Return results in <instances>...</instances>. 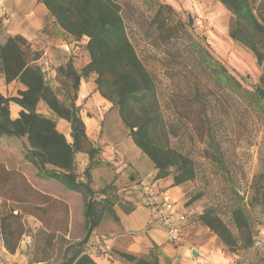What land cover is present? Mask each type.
Instances as JSON below:
<instances>
[{
    "label": "trees",
    "instance_id": "1",
    "mask_svg": "<svg viewBox=\"0 0 264 264\" xmlns=\"http://www.w3.org/2000/svg\"><path fill=\"white\" fill-rule=\"evenodd\" d=\"M55 17L61 28L76 40L88 37L84 46L89 61L78 71L73 60L57 67L56 80L66 78L73 81L74 95L68 104L59 97L60 87L50 84L44 63H38L40 53L30 55L28 40L22 35H3L0 39V73L7 83L17 80L25 85L15 95H4L0 90V136L7 134L23 140L25 158L31 162L41 176L61 182L68 190L83 195L85 218L84 237L65 249L62 264H99L86 252V244L92 232L109 217L120 221L116 207L125 213L135 210L134 201L119 193V187L111 182L102 189L92 186V172L105 164L102 148L96 146L87 133L81 116V106L76 104L83 78L96 74L97 91L118 108L124 125L135 144L153 162L154 180L171 179L172 186L182 185L197 176L196 163L170 143V131L165 120L155 78L137 52L129 37L125 14L134 17V5L123 0H40ZM233 15L229 34L242 43L263 65L261 85H255L253 93L245 88L237 76L205 46L200 39L183 31L176 9L160 0H144L148 7L157 6L152 17L146 19V30L157 32L165 44H172L179 37H187L192 51L200 53L203 61L221 87L251 93L264 105V23L255 12L252 0H217ZM44 101L57 116L68 120L72 127L73 141L57 129L56 122L38 112L37 106ZM22 107L16 119L10 117V104ZM86 153L89 163L80 174L77 172L76 155ZM216 163L224 169L218 154ZM83 177L84 179H81ZM255 196L250 201L237 196L238 205L232 210V220L238 231L233 232L214 208H207L198 215L188 216L187 223L195 220L215 233L230 251L252 247L254 230L250 207L264 206V175L254 184ZM196 197L193 200H196ZM66 218L54 221L47 218V207H36L42 215L46 232L44 246L40 248V260L51 258L57 251L58 232L66 234L69 229L68 206L64 202ZM4 245L15 252L21 238L27 232L23 214L13 212L0 218ZM117 255L131 264H160L159 257L151 253L148 257L117 251Z\"/></svg>",
    "mask_w": 264,
    "mask_h": 264
},
{
    "label": "crops",
    "instance_id": "2",
    "mask_svg": "<svg viewBox=\"0 0 264 264\" xmlns=\"http://www.w3.org/2000/svg\"><path fill=\"white\" fill-rule=\"evenodd\" d=\"M208 2L218 7V4H222L217 0ZM252 2L255 12L264 23V0H252ZM0 5L8 10L5 16L0 11V39L3 35L24 36L28 40L30 50L40 53L37 62L50 63L53 67L48 72V75L52 77L50 84L57 83L55 77L57 67L60 65H65L72 59L75 68L80 71L89 61L84 49L88 37L76 40L59 26L55 17L40 0H0ZM76 44L83 45L80 47L75 46ZM227 44L233 48L237 47L241 53H247L251 60L255 61L253 55L247 52L246 46L231 38L229 29ZM81 51L85 52L86 60L82 65L79 62L80 58L77 57ZM95 78L96 74L83 78L79 90L80 94L87 95L86 103L81 109V116L86 124L88 136L96 146L102 148V158L108 163L93 170L92 186L95 190H99L113 182L119 187V193L122 192L127 199L134 201L136 208L131 213H125L117 206L120 221H114L109 217L104 218L100 226L90 235L85 248L86 252L99 264H131L121 259L117 251L140 257H148L154 253L159 257L160 264H239L238 258L241 256L239 250L226 251L215 233L204 225L199 224L201 228H198L195 222L190 221L189 224L184 225L183 237L179 243L168 241L162 219L155 216L153 209L143 202L142 197V185L154 180L156 173L154 164L143 157L144 153L136 147L129 129L124 125L121 117L118 119L117 116H120L118 108L97 91ZM23 89H25L23 83L17 80L7 83L4 75L0 73V90L4 95H15ZM21 110L22 107L19 104L11 102V119H16ZM37 110L52 118L56 122L57 129L65 135L67 140L73 141L72 127L68 120L57 116L44 101L39 102ZM75 159L77 172L81 174L89 163L88 154L78 153ZM101 170H105L108 174L107 181L102 187L96 181V175ZM81 179L84 178L81 177ZM171 182V179L157 180V189L162 196L173 201L179 208L181 186H172ZM128 184L131 186L127 187ZM60 202H64L69 209L68 232L66 234L58 232V235L71 240L67 247L71 243L80 241L85 234L82 194L68 190L57 180L41 176L37 168L25 158L23 140L16 136L1 135L0 218L11 212L22 213L27 230L24 235H31L30 230L34 232L40 228L44 230L41 221L43 217L40 213L38 214L39 210H36V207L46 206L47 218L53 223L58 219L66 218L64 205ZM75 204L81 205L82 214L77 225L73 221ZM187 212L188 216L194 214V210ZM208 233L212 235L207 240L205 237ZM114 235L117 236L115 240L112 239ZM33 241V246L19 255L18 262L15 264H59L54 262L57 251L46 260L35 257L34 251L40 252V247L34 238ZM0 245H4L1 225ZM64 254L61 258L62 263Z\"/></svg>",
    "mask_w": 264,
    "mask_h": 264
},
{
    "label": "rangeland",
    "instance_id": "3",
    "mask_svg": "<svg viewBox=\"0 0 264 264\" xmlns=\"http://www.w3.org/2000/svg\"><path fill=\"white\" fill-rule=\"evenodd\" d=\"M125 1L131 2L136 11L134 17L125 14L128 34L155 78L170 131V143L196 163V178L180 185L179 209L186 213L194 210L192 215H198L207 208H214L237 234L232 220V210L238 205L237 196L250 201L255 196V181L264 175V105L251 94L255 85H261L263 65L258 63L250 49L247 52L253 55L255 61L247 53H241L237 47L227 44L233 15L222 4H218V7L208 2L210 0H160L176 9L183 31L200 39L251 93L219 86L203 56L192 51L187 37H179L172 44H165L157 32L149 34L145 21L154 15L156 5L148 7L144 0L122 2ZM198 19L202 21V27L196 25ZM77 45L81 47L83 44ZM260 49L264 53V46L260 45ZM29 53L32 55L33 50ZM84 55L85 52L81 51L77 56L81 65L86 61ZM48 77L51 81L52 77ZM54 85L61 88L58 90L59 97L68 104L74 95L73 81L61 78ZM85 103L86 99L82 100L78 93L76 104L82 109ZM117 117L120 119V116ZM215 154L219 155L224 169L216 163ZM143 155L151 161L146 154ZM116 175L113 176L117 178ZM107 176L105 170L96 175L100 187L107 181ZM143 199L148 204V199ZM73 210V221L77 225L82 215L81 205L75 204ZM249 212L254 233H264V206L250 207ZM191 222H195L198 228H201L199 224L203 225L194 218ZM29 234L41 248L46 232L40 228L35 232L30 230ZM211 235L208 233L205 238L208 240ZM70 241L59 234L56 240L58 254L54 262L62 264L64 249ZM225 250L228 249L225 247ZM238 250L241 255L239 264H264V250L251 247ZM34 253L35 257L40 256L39 250ZM246 256L249 257L248 261L243 259Z\"/></svg>",
    "mask_w": 264,
    "mask_h": 264
},
{
    "label": "built area",
    "instance_id": "4",
    "mask_svg": "<svg viewBox=\"0 0 264 264\" xmlns=\"http://www.w3.org/2000/svg\"><path fill=\"white\" fill-rule=\"evenodd\" d=\"M0 11L3 16L8 14L7 8L2 5H0ZM196 25L202 27L203 23L198 19ZM44 65L48 72L53 69L50 63L44 62ZM80 98L85 100L87 95L80 94ZM142 186V197L148 199V205L153 209L155 216L162 219L168 241L171 243H179L183 237L184 225L187 223V213L177 208L173 201L161 195L157 189L155 180L145 183ZM116 238V235L112 237L113 240ZM33 242L31 235H24L15 252H11L5 245H0V264L17 263L18 256L30 249L33 246ZM251 248L264 250V233L262 231L254 233ZM243 259L248 261L249 257L246 256Z\"/></svg>",
    "mask_w": 264,
    "mask_h": 264
},
{
    "label": "water",
    "instance_id": "5",
    "mask_svg": "<svg viewBox=\"0 0 264 264\" xmlns=\"http://www.w3.org/2000/svg\"><path fill=\"white\" fill-rule=\"evenodd\" d=\"M190 21L192 22V19ZM194 254H196V253L194 252Z\"/></svg>",
    "mask_w": 264,
    "mask_h": 264
}]
</instances>
